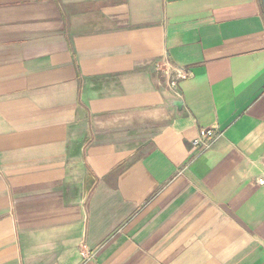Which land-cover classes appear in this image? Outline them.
Wrapping results in <instances>:
<instances>
[{"label": "crops", "instance_id": "obj_1", "mask_svg": "<svg viewBox=\"0 0 264 264\" xmlns=\"http://www.w3.org/2000/svg\"><path fill=\"white\" fill-rule=\"evenodd\" d=\"M260 181L262 0H0V264H264Z\"/></svg>", "mask_w": 264, "mask_h": 264}, {"label": "built area", "instance_id": "obj_2", "mask_svg": "<svg viewBox=\"0 0 264 264\" xmlns=\"http://www.w3.org/2000/svg\"><path fill=\"white\" fill-rule=\"evenodd\" d=\"M167 66V65H166ZM174 74L176 79H186L187 73L180 68L174 69ZM174 82H171V86ZM219 134L212 130V129H202L197 138L192 141V145L196 148H199L202 151H206L212 147V145L217 141L219 138ZM261 185L264 184V181L259 182Z\"/></svg>", "mask_w": 264, "mask_h": 264}, {"label": "water", "instance_id": "obj_3", "mask_svg": "<svg viewBox=\"0 0 264 264\" xmlns=\"http://www.w3.org/2000/svg\"><path fill=\"white\" fill-rule=\"evenodd\" d=\"M262 2H263V6H264V0H262Z\"/></svg>", "mask_w": 264, "mask_h": 264}]
</instances>
